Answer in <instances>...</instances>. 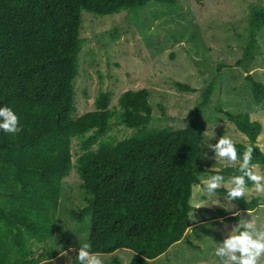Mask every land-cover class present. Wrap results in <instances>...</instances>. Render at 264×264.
<instances>
[{
	"label": "trees",
	"instance_id": "trees-1",
	"mask_svg": "<svg viewBox=\"0 0 264 264\" xmlns=\"http://www.w3.org/2000/svg\"><path fill=\"white\" fill-rule=\"evenodd\" d=\"M151 1L0 0V105L13 107L22 125L15 136L0 133V264H53L52 248L36 257L31 243H46L54 235L62 181L74 167L73 139L84 140V152L75 165L80 188L90 197L84 212L91 213L93 251L113 256L130 249L135 253L130 264H151L185 239L192 226L193 185L200 183L204 172L203 109L212 102L219 74L230 66H217L182 129H148L153 107L146 89L123 93L115 109L110 108V93L102 92L95 99L94 111L74 117L73 82L79 74L83 46L82 11L110 16ZM263 27L264 7L252 8L250 36L234 65L245 73L260 52L257 35ZM247 81L254 103L263 106L264 84L252 75ZM176 87L180 92H197L181 82ZM214 110L248 138L247 145L257 147L253 162L264 165V152L257 144L262 124L245 113H232L221 106ZM114 122L135 132L114 143L107 137ZM88 133L92 135L86 137ZM247 145L237 144L238 151ZM222 172L228 176L235 169L227 167ZM217 192L226 197L224 188ZM229 202L240 212L254 211L259 200ZM218 217L234 225L239 219L226 209H219ZM185 242L196 249L189 240ZM110 262L120 264L116 256Z\"/></svg>",
	"mask_w": 264,
	"mask_h": 264
},
{
	"label": "rangeland",
	"instance_id": "rangeland-1",
	"mask_svg": "<svg viewBox=\"0 0 264 264\" xmlns=\"http://www.w3.org/2000/svg\"><path fill=\"white\" fill-rule=\"evenodd\" d=\"M260 7H264V0H204L200 3L178 0L173 5L152 0L145 7L123 9L110 16L83 10L80 69L73 82L74 117L94 111L95 99L102 92L110 93V108L115 109L123 93L146 89L153 107L148 129L185 128L190 113L200 101L202 88L216 75L219 64H227L230 67L219 74L211 104L203 109L201 124L207 131L203 137L205 148L209 143L215 144L223 134L232 136L237 144H248V138L233 123L215 112L214 107L221 106L232 113L248 114L252 121L262 124L257 144L264 152V105L259 107L254 103L251 85L247 81V76L252 75L264 84V27L257 35L260 52L251 63L250 72L245 73L242 68L234 66L242 57L243 47L250 36V11ZM196 61L201 64L197 65ZM177 82L188 84L197 92H180ZM134 132L114 122L107 137L117 143ZM91 135L88 133L86 137ZM82 141H72L74 167L69 177L62 181L54 235L46 243H31L36 257L43 249L52 248L53 264H72L68 257L77 252H68V256L63 257L59 252L68 251L70 247L78 249V242H89L91 213L84 212V209L90 197L80 188L81 179L75 165L76 159L84 152ZM227 167L223 161L214 159L210 149H204V172L199 176L200 183L193 185L190 200L194 208L189 215L192 226L183 241L173 245L151 264H213V241H222L234 225L225 218H219L218 210L236 212L237 209L218 192L206 197L203 182L217 169L222 171ZM260 170L264 171V165ZM253 198L264 202V194L253 192L246 200ZM240 213L250 219L247 211ZM249 213L258 223L264 221V209L257 208ZM185 240L193 243L196 249L187 245ZM134 255L131 250H119L113 256L103 254L102 259L105 264H113L110 260L116 256L120 264H125V261L130 264Z\"/></svg>",
	"mask_w": 264,
	"mask_h": 264
},
{
	"label": "clouds",
	"instance_id": "clouds-1",
	"mask_svg": "<svg viewBox=\"0 0 264 264\" xmlns=\"http://www.w3.org/2000/svg\"><path fill=\"white\" fill-rule=\"evenodd\" d=\"M21 129L20 114L7 104L0 105V133L15 136ZM206 134L207 131L203 136ZM259 139L257 137V141ZM237 143L232 136L223 134L215 144L209 143L205 148L214 153L216 161H223L226 166L235 169V172L227 177L219 169L215 174L208 176L203 182V194L206 197L214 196L222 186L226 191L225 201L247 199L253 192L264 194V171L260 170L259 163L253 162L254 149L257 147L249 144L243 151H238ZM204 202L207 203L208 200ZM257 208L264 209V202H258ZM233 216H239L240 219L222 241H213L214 247L211 251L213 264H264V221L258 223L248 210L247 216L250 219L244 218L240 212H233ZM78 243V249L70 247L68 251L62 250L59 252L60 256H68V252H77L74 259L68 257V262L72 260L73 264H105L102 259L103 253L93 251L89 242ZM123 251L128 252L130 249ZM125 264L128 262L125 261Z\"/></svg>",
	"mask_w": 264,
	"mask_h": 264
}]
</instances>
